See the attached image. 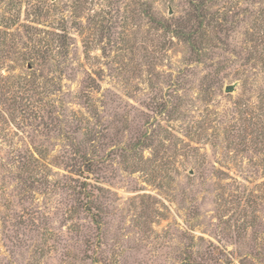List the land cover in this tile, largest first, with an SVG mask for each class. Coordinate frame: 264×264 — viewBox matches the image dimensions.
<instances>
[{
	"label": "rangeland",
	"instance_id": "1",
	"mask_svg": "<svg viewBox=\"0 0 264 264\" xmlns=\"http://www.w3.org/2000/svg\"><path fill=\"white\" fill-rule=\"evenodd\" d=\"M0 264H264V0H0Z\"/></svg>",
	"mask_w": 264,
	"mask_h": 264
},
{
	"label": "trees",
	"instance_id": "2",
	"mask_svg": "<svg viewBox=\"0 0 264 264\" xmlns=\"http://www.w3.org/2000/svg\"><path fill=\"white\" fill-rule=\"evenodd\" d=\"M205 7H206L205 1L199 2V4H197L195 6L196 10L199 11V12L196 11L197 17H200V18L205 17V15H204ZM200 30L202 31V29H200L198 27L197 29L190 31L189 33L184 34L185 41H187L188 44H190L193 48H196L197 38L198 37L202 38L203 33H201Z\"/></svg>",
	"mask_w": 264,
	"mask_h": 264
},
{
	"label": "water",
	"instance_id": "3",
	"mask_svg": "<svg viewBox=\"0 0 264 264\" xmlns=\"http://www.w3.org/2000/svg\"><path fill=\"white\" fill-rule=\"evenodd\" d=\"M52 1H54V0H52ZM234 89H235V86L230 85V86H227V87L225 88V91H226L227 93H231V92L234 91Z\"/></svg>",
	"mask_w": 264,
	"mask_h": 264
}]
</instances>
